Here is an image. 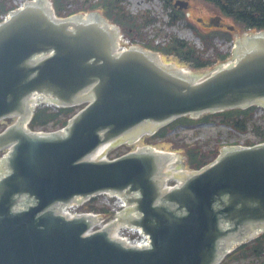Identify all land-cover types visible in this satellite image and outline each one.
<instances>
[{
	"label": "water",
	"instance_id": "obj_1",
	"mask_svg": "<svg viewBox=\"0 0 264 264\" xmlns=\"http://www.w3.org/2000/svg\"><path fill=\"white\" fill-rule=\"evenodd\" d=\"M46 4L25 3L0 24V119L17 117L0 133V150H11L0 164V264H217L264 232V144L224 149L168 192V154L143 148L88 160L106 142L133 140L184 115L264 104V32L237 41L232 67L197 81L189 75L198 72L164 65L156 53L114 55L118 30L98 13L57 19ZM33 93L63 107L89 103L65 133L30 132L23 122ZM40 99L50 101L33 95L29 107ZM107 146L92 158L129 147ZM174 154L173 166L184 169L186 157ZM164 172L180 175L168 166ZM101 192L133 204L137 217L124 222L141 227L150 248H126L105 229L84 237L91 219L56 214L55 205ZM24 197L32 203L17 211Z\"/></svg>",
	"mask_w": 264,
	"mask_h": 264
},
{
	"label": "trees",
	"instance_id": "obj_2",
	"mask_svg": "<svg viewBox=\"0 0 264 264\" xmlns=\"http://www.w3.org/2000/svg\"><path fill=\"white\" fill-rule=\"evenodd\" d=\"M123 0H101L89 7L81 9L86 11L97 10L112 23L118 25L127 36H138L142 38L141 30L156 23V19L149 15H131L121 5ZM221 14L233 19L238 27L243 30L259 31L264 30V0H204ZM7 0H0V12H7L10 8ZM56 14L60 16L63 5L57 1L53 2ZM164 7L171 8L170 0H164ZM172 9V8H171ZM174 10V9H172ZM176 12V11H175ZM180 16V15H179ZM177 17L171 16L168 26L176 23ZM204 44L203 51H198L193 45L184 40L171 37L164 46H154L152 43L146 44L150 50L159 52L163 57L172 56L180 62L193 69H205L218 61H223L226 55L211 50L212 37L206 38L196 33ZM226 40L230 37L226 36ZM248 110H231L213 115L201 116L198 120H191L183 117L174 124L161 129L154 138L164 137L166 133L175 125H194L201 122L217 121L219 124L228 126L239 133H245L251 125L258 142H264V126H257L252 122V112ZM73 108L57 109L51 112L48 108H38L28 125L30 130H55L66 125L67 120L74 114ZM246 145H252L246 142ZM187 157L186 166L189 169H199L209 163L218 153V148H214L203 154L197 147L185 149ZM94 209V208H93ZM222 264H264V234L260 235L250 244L238 247L231 254L227 255Z\"/></svg>",
	"mask_w": 264,
	"mask_h": 264
},
{
	"label": "rangeland",
	"instance_id": "obj_3",
	"mask_svg": "<svg viewBox=\"0 0 264 264\" xmlns=\"http://www.w3.org/2000/svg\"><path fill=\"white\" fill-rule=\"evenodd\" d=\"M20 1L23 0H12L10 3L14 5L15 3H19ZM54 1H57L59 3H63V1L66 2V0H53V2ZM78 1L80 2H78L77 5H72L70 7V12L75 9L81 8L80 4L83 2V0ZM82 6L86 7L83 3ZM126 6L132 14L141 11H149L151 15L158 18L159 23L155 24L152 27H149L143 32L141 30L143 38H145V40L152 39L153 36H156L159 38H156V41H154V43H159L165 35L169 34L175 35L178 38H184L188 42L195 43L196 37L187 27L184 26V22H179L172 28H167L164 26V23L166 21V12L162 10L161 0H127ZM61 13L64 14L62 11ZM231 38L232 42H229V40L214 41V48L218 49V51L220 52L229 51V49H231V47L233 46L235 40L238 38V35L233 34ZM196 47L199 49L201 48V44L199 41L197 42ZM165 60L167 63H171L179 67H184V69L188 71L198 72L199 77L205 76L210 72V70H192L187 65L181 64L177 59L171 56L165 57ZM13 121L14 120L1 124L0 130H2L6 125L12 123ZM253 121L257 124L264 123V109L262 107H258L255 110L253 115ZM246 141L256 142V136H254L251 130H249L245 134H240L228 127L214 125L212 123L194 125V127L190 128L176 127L172 131H170L169 135L164 139H158L155 141L146 139V143H157V149L159 150L180 154H184V152H186L185 149L187 147H199L202 153H207L209 150L218 147V144L220 143H236L237 145L243 146ZM130 149L131 148L127 147L119 151L113 152L110 154V159L115 157L116 155L123 154L124 152ZM3 153L4 152L0 153V159H2ZM112 202L113 200H109V198L106 196H99L96 200L97 205L104 207L112 206Z\"/></svg>",
	"mask_w": 264,
	"mask_h": 264
},
{
	"label": "flooded vegetation",
	"instance_id": "obj_4",
	"mask_svg": "<svg viewBox=\"0 0 264 264\" xmlns=\"http://www.w3.org/2000/svg\"><path fill=\"white\" fill-rule=\"evenodd\" d=\"M188 2V8L183 10V14L186 17V20L194 25H199L201 28L216 27L219 30H230L233 29L229 26H225L226 19L214 15L212 10L205 6L204 4L199 3L195 0H183Z\"/></svg>",
	"mask_w": 264,
	"mask_h": 264
},
{
	"label": "bare ground",
	"instance_id": "obj_5",
	"mask_svg": "<svg viewBox=\"0 0 264 264\" xmlns=\"http://www.w3.org/2000/svg\"><path fill=\"white\" fill-rule=\"evenodd\" d=\"M183 70H185V69H183ZM6 160V159H5ZM3 162V161H2Z\"/></svg>",
	"mask_w": 264,
	"mask_h": 264
}]
</instances>
